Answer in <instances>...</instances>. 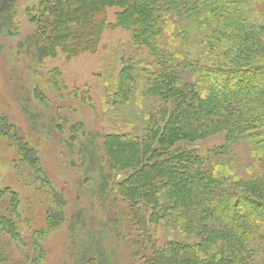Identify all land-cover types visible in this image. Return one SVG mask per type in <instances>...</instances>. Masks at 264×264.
Returning <instances> with one entry per match:
<instances>
[{"label":"trees","instance_id":"16d2710c","mask_svg":"<svg viewBox=\"0 0 264 264\" xmlns=\"http://www.w3.org/2000/svg\"><path fill=\"white\" fill-rule=\"evenodd\" d=\"M13 1L0 0V9ZM39 8L37 32L28 41L38 59L96 53L110 8L118 9L110 28L129 31L136 48H145L151 57L150 62L125 64L119 77L131 80L133 74L148 84L152 95L167 101L165 125L149 128L142 139L117 135L105 141L109 165L134 170L117 188L128 204L129 224L145 236H132L135 253L146 255L142 264H255L251 245L257 236L262 238L259 254L264 255V0H42ZM204 29L210 34L200 44L215 54L212 65L200 69L182 58L181 50ZM186 70L196 73L202 86L183 81L181 72ZM3 122L0 131L10 136L7 120ZM218 134H225L224 144L205 156L193 149L172 151L180 142L196 143ZM12 138L22 161L41 172L39 159L23 139L16 134ZM240 142L256 148L255 174L249 180L232 177L227 164L209 169L211 157L229 154ZM119 144L126 151L115 155ZM176 175L184 178L181 189L168 183ZM56 200L61 209L64 199ZM219 206L227 210L226 223L209 229ZM61 218L56 212L47 223L56 227ZM148 220L205 235L197 248L179 243L159 247ZM3 233L16 234L15 223L7 217H0ZM0 264H10L1 241Z\"/></svg>","mask_w":264,"mask_h":264},{"label":"rangeland","instance_id":"374dc122","mask_svg":"<svg viewBox=\"0 0 264 264\" xmlns=\"http://www.w3.org/2000/svg\"><path fill=\"white\" fill-rule=\"evenodd\" d=\"M41 1L14 0L0 9V124L7 120L10 134L0 131V217L16 225L15 236L3 233L0 241L10 264H142L146 255L135 253L132 236H145L129 224L130 210L117 188L134 170L109 165L105 141L117 135L142 139L149 128L165 125L167 101L152 95L148 84L133 74L131 80L119 77L124 66L150 62L151 57L145 48H136L129 31L110 28L118 12L110 8L96 53L38 59L28 41L37 32ZM209 34L208 29L199 31L187 41L188 49L181 50L182 58L200 69L214 59L215 53L200 44ZM181 74L183 81L198 85L196 73ZM15 134L37 156L41 172L22 161ZM224 142L225 134H218L196 143L180 142L172 151L193 149L205 156ZM123 151L125 145L119 144L114 154ZM255 159L256 148L240 142L229 154L211 157L209 169L227 164L232 177L243 182L255 174ZM183 179L176 175L168 183L181 189ZM56 196L64 199L61 209ZM56 212L62 218L51 228L48 217ZM226 214L219 206L209 229L221 228ZM148 228L159 247L179 243L197 248L205 235L170 228L163 220H148ZM255 241V264H264L257 246L262 238Z\"/></svg>","mask_w":264,"mask_h":264}]
</instances>
